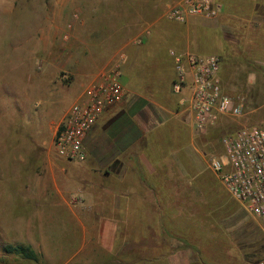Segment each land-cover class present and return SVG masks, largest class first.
I'll return each mask as SVG.
<instances>
[{
  "label": "crops",
  "instance_id": "obj_1",
  "mask_svg": "<svg viewBox=\"0 0 264 264\" xmlns=\"http://www.w3.org/2000/svg\"><path fill=\"white\" fill-rule=\"evenodd\" d=\"M84 1L87 0H77L81 9L85 7L81 16L76 14L74 20L70 21L71 16L68 20L73 24L72 28L68 27V22L64 26L66 17L56 5L53 24L40 38L42 58L27 65L30 84L20 101L16 102V107L25 108L30 114L35 110V100L30 102L33 97L42 98L53 88L60 87L63 83L61 74L69 64L67 48L73 49L77 44L88 48L91 40L99 41L97 33L102 31V27L111 36L103 37L98 45L103 44L109 52L100 61L96 60L79 82L83 88L100 69L120 60L116 56L122 52L124 57L120 63L125 97L109 105L85 136L84 159L68 160L55 156L51 153L54 142L48 143L40 137L27 138L32 147L28 160L23 150L18 148L21 143L14 145V155H6L0 148V224L11 225L15 220L13 207L18 192L12 190L9 179L20 178L26 187L28 203L25 216L27 237L21 245L32 247L39 259L46 258L48 264L52 260L55 264L58 260L61 245L46 238L45 227L50 228L52 221L61 219L65 222L69 219L72 223L77 221L82 226L77 236L83 238V243L65 263L86 258L87 224L78 212L79 207L91 209L93 204L98 205L101 242L114 253L121 229L124 230V241H127L130 240L126 236L130 226L138 227L137 231L144 228L143 239L148 238L147 227L159 226L161 230L163 225L178 226L179 211L184 209L180 201L192 202L196 191L205 193V186L198 187L200 180L207 181L208 186L220 184L216 173L209 169L208 145L203 143L202 134L192 123L187 102L182 94L173 89L176 68L171 51L193 49L191 29L194 30L193 25L197 22L207 21L212 27H220L225 32H236L239 25L222 22L220 14L217 19L194 16L186 23L172 21L159 13L163 0H116L118 4L109 11H99L94 6L96 0H91L92 10L89 13ZM234 17L238 19L237 24L245 27L264 24L262 13L254 11L249 17L239 14ZM146 27H150L151 31L143 35L142 43L134 42ZM75 29L79 34L76 43L67 44L66 39ZM82 30L84 34H81ZM86 34L92 37L90 41L84 37ZM243 34L246 38V33ZM153 66L157 68L155 76L150 74ZM89 77L85 83L84 80ZM41 126L43 123L39 120L34 121L35 130L41 129ZM8 160H14L11 164L14 174L10 175L13 178H6ZM203 164L207 170L199 168ZM22 172L25 174L22 175ZM68 185L71 189L67 188ZM68 193L80 194L81 201L77 196L69 198ZM227 195V200L232 198L226 192ZM231 217L220 221L228 233H231ZM172 240L177 244L179 242L171 238V243ZM177 244L172 243L171 252L163 254L171 259L172 264L179 256ZM185 250L190 253V249Z\"/></svg>",
  "mask_w": 264,
  "mask_h": 264
},
{
  "label": "rangeland",
  "instance_id": "obj_2",
  "mask_svg": "<svg viewBox=\"0 0 264 264\" xmlns=\"http://www.w3.org/2000/svg\"><path fill=\"white\" fill-rule=\"evenodd\" d=\"M172 1L163 0L160 4L159 13L162 14ZM84 4L87 6L86 9H88L86 12L89 13L92 10L90 6L91 0L84 1ZM116 4H118L116 0H96L94 6L99 11H109ZM56 5H58V10L66 17L64 26L67 22L69 23L74 20L75 14L81 16V10L85 8L83 6L81 9L79 4H77V0H0V148L4 150L6 155H14V145L21 143L18 148L23 150L28 160V156L32 153V147L29 146L30 140L27 138L40 137L48 141V143L54 142L55 130L59 126L63 112L73 103L76 96L82 90L79 81L83 78V73L87 72L92 64L100 61L106 52H109V49L103 48V44L98 45L103 37L111 36L106 34L102 27V31L97 33L99 41L93 42L91 40L88 48H84L80 44L75 45L73 49L67 48L69 64L68 68L61 74L63 83L59 85L60 87L53 88L50 94L45 93L42 98L33 97L30 102L35 100V110L30 114H28V111H25V108L22 110L21 108H17L16 102L20 101L22 94L26 93L31 80L27 65L35 63L42 58L43 46L40 38L53 24ZM69 19L70 21H68ZM77 29L66 39L67 44L76 43ZM84 33L85 31L82 30L81 34ZM195 33L203 41V43L200 42L198 45L202 50L219 53L225 51L226 38L223 34L225 33L224 29L212 27L207 21H200V24L195 28ZM256 35L254 31L252 32L248 28V33L246 34L249 42L247 51L249 55L253 56L256 54L255 49L259 46L250 41L254 40ZM84 37L88 41L92 38L89 34L84 35ZM251 45L252 47H250ZM76 59L78 62H76ZM252 69L253 67L250 64L238 65L237 67L232 65L229 71L232 81L231 86L228 88L230 89L229 93L242 99L244 104L243 115L240 117H224L218 123L219 127L217 129L209 128L207 131L197 130L202 134L203 143L208 145L206 147V150H208L207 158L211 162L222 153L221 139L226 133L243 125L259 124L264 126V72L258 70L252 72ZM51 74L53 73H49L50 76H53ZM150 74H153L151 76H155L156 72ZM89 79L90 77L84 80L85 83ZM36 120L43 123L41 129L35 130L33 128V123ZM46 146L48 147L49 145L47 144ZM51 153L58 156L53 147ZM13 161L8 160L9 169L6 173L8 176L6 178H13L10 176L13 173L11 170ZM210 165L209 169L212 173H215ZM199 168L207 170L204 168V164L199 166ZM23 174L25 172H22ZM72 182H74V179ZM205 182L207 181L200 180L198 187H206ZM9 183H11L12 190L18 192V195L16 194V201L13 207L15 220H13L11 225L0 224V263L39 264L5 250L7 245L12 244L15 246L21 244L27 237V221L25 216L28 212V203H26V187L23 186L20 178L12 179V181L9 179ZM220 184H222L221 181ZM67 188L71 189L69 185ZM222 189L218 185L216 188L211 187L206 190V195L212 202L213 194L219 195L216 190ZM195 193L197 195H195V199L192 202L180 201V206L184 207V209H180L179 213L180 217L192 218L195 220V223H199L205 214L204 209L207 208V200L206 195L200 191H196ZM73 196L80 197L79 201H81L82 196L80 194L68 193L69 198ZM83 204L86 205L85 202H82ZM93 205L91 209L78 208L80 216L84 218L87 224L85 259L82 257L65 263L83 243V238L77 236L81 233L82 228L77 221L72 223L69 219L66 222L65 219H61L56 222L52 221L53 225L50 228L45 227L46 238L61 245V254L58 260H55V264H103L106 262H110L111 264H136L138 258L154 257L156 252L160 256L163 254L168 255L171 252L170 247L172 243L173 245L177 244L175 240H172L171 243L169 238L162 236L159 226L147 227L149 229L147 239L141 238L144 236V228L137 231L138 227L130 226L128 235H126L130 240L124 241V230L121 229L119 241L116 243V249L113 253L111 250L105 248L101 242V219H98L96 209L98 205ZM236 212L229 221L231 233L226 236L218 228L209 238L207 237L208 239L201 240L199 229L202 226H193L195 229L193 231L194 243L200 244L204 248V250L200 249L199 252L209 264H250L252 261L264 258V230L260 222L241 206ZM178 228L185 229L182 220L179 222ZM138 232H140V235ZM253 239L254 241H252ZM205 241L209 242V250L205 248V245L208 244ZM177 250L179 251V256L177 259H174V264H187L191 261L193 264H197L200 254L196 256L191 250H189L190 253H187V250L181 247ZM121 252L125 253L124 256H127V260L123 261L121 259L122 257L119 256ZM164 257H160L152 263H145L142 260L137 264H172L170 258ZM41 259V264H48L45 260L46 258L41 257ZM51 264H53V260Z\"/></svg>",
  "mask_w": 264,
  "mask_h": 264
},
{
  "label": "built area",
  "instance_id": "obj_3",
  "mask_svg": "<svg viewBox=\"0 0 264 264\" xmlns=\"http://www.w3.org/2000/svg\"><path fill=\"white\" fill-rule=\"evenodd\" d=\"M222 10L220 0H173L165 8L163 17L187 22L194 16L216 18ZM68 27L72 28L73 24L69 23ZM150 31L151 28L146 27L134 42L142 43L143 35ZM171 53L177 72L173 89L185 98L196 130L217 126L224 117L243 115L242 99L224 88L217 54H201L190 49L172 50ZM123 57L124 53H118L116 58L120 60L100 69L66 109L54 138L58 156L68 160L85 158V136L109 105L125 97L120 63ZM221 144L222 153L212 160L210 166L227 192L260 222L264 230V126L238 127L226 133ZM250 264H264V258Z\"/></svg>",
  "mask_w": 264,
  "mask_h": 264
},
{
  "label": "trees",
  "instance_id": "obj_4",
  "mask_svg": "<svg viewBox=\"0 0 264 264\" xmlns=\"http://www.w3.org/2000/svg\"><path fill=\"white\" fill-rule=\"evenodd\" d=\"M223 4V10L220 13V18L223 21H228L230 23L235 24L236 26L239 25V28L236 30V32H225L224 37L226 38V49L224 52L219 53V52H209L210 50H202L201 48H199V44L200 42L203 43L202 39L200 37L196 36L195 33V28L197 25H199L200 23H195L194 26V30L192 31L191 29V34H192V38H193V50L195 52L201 53V54H209V53H213V54H217L220 57V63H221V69H220V75L222 77V81H223V85L224 88L226 90V92L229 93L230 89L229 86H231V75H229V71L232 67V65H234L235 67H237L238 65H248L250 64L251 67H253L252 72L253 71H260V72H264V24L262 22V24H255V26L251 27V26H244L242 24H237L238 19L235 18L234 16L237 14L239 15H244V16H250L252 14V12L254 11L255 13H262L263 15V19H264V0H220ZM233 15V16H232ZM218 16V17H219ZM181 23H186V22H181ZM220 28V27H219ZM248 28H250L252 30V32L254 31L257 35L254 37V40L250 41V42H254L256 43L259 47L257 49H255L256 54L255 56L253 55H249L248 53V39L247 36L246 38H244V34L241 35L242 33H248ZM245 34V35H246ZM253 34V33H252ZM238 35V37H237ZM254 35V34H253ZM205 41V39H204ZM252 47V45L250 46ZM254 49V47H253ZM177 51V50H175ZM182 50H179L178 52H181ZM184 51V50H183ZM155 69V70H154ZM154 70V71H153ZM157 68L156 66H154L153 68H151L152 73L156 72ZM177 81V72H175V77L173 79V83ZM219 127V125L214 126V127H210L211 129H217ZM209 129V128H208ZM206 129V131L208 130ZM205 131V130H204ZM233 131V129H232ZM231 132V131H230ZM219 186L222 190H216L217 192H220L219 195L217 194H213L212 196V202L209 200V198L206 195V190L214 187L216 188V186ZM227 190L224 188V186L222 184L219 183H215L214 185H206V189H205V195H206V205L207 208L204 209L205 214L203 215V218L201 219V221L198 223H195V220H193L192 218H183V217H179L180 221L182 220V224L185 226V229L183 228H178V226H173L170 227L169 225H163L161 226V235L166 237V238H173L178 240L179 243V248H183V249H190L193 254H195L196 256H198L199 254V260L197 261V264H209L208 261H206L204 259V256L199 252V250H204V248L201 247L200 244H195L194 243V225L197 226H202L201 229H199V233H200V238L201 240L206 239L207 237L209 238V236L212 235V233H214L216 231V229H220L222 233H224V235H229L228 231H226L225 226H223V224L220 223V221L227 217V216H231L233 215L236 210H238L240 208V203L235 200L228 192V194L232 197V198H228V195L226 196V192ZM201 192V191H200ZM231 199V200H230ZM217 204V205H215ZM217 207H213V206ZM203 206V205H202ZM203 209V208H202ZM206 210V211H205ZM202 217V215H201ZM207 238V239H208ZM254 241V239L252 240ZM208 244L205 245V248H207L209 250V242L205 241ZM254 246V245H253ZM5 250L9 253H15L23 258H25L26 260L29 261H33L36 263L41 264L42 262L39 259V256L37 254V252L30 246L28 245H9L5 248ZM157 251V249H156ZM127 254V253H126ZM125 253L121 252V254L119 255L120 257H122L121 259L127 260V256H124ZM246 255V253H245ZM236 256V255H235ZM160 257L165 258L163 255H158V253L156 252L154 257H143L142 259L136 260V264L140 261H144L145 263H152L153 261L158 260ZM130 262L131 259L129 258ZM44 264V263H43ZM103 264H111L110 262H106ZM188 264H193V262H189Z\"/></svg>",
  "mask_w": 264,
  "mask_h": 264
}]
</instances>
